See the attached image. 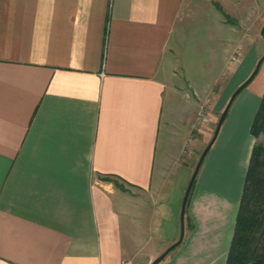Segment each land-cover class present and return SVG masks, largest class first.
I'll return each mask as SVG.
<instances>
[{
	"label": "crops",
	"instance_id": "0c3cea01",
	"mask_svg": "<svg viewBox=\"0 0 264 264\" xmlns=\"http://www.w3.org/2000/svg\"><path fill=\"white\" fill-rule=\"evenodd\" d=\"M188 2L0 0V264H124L137 235L155 256L179 240L195 168L168 111ZM210 3L264 23V0ZM263 94L236 96L159 264H227Z\"/></svg>",
	"mask_w": 264,
	"mask_h": 264
},
{
	"label": "rangeland",
	"instance_id": "374dc122",
	"mask_svg": "<svg viewBox=\"0 0 264 264\" xmlns=\"http://www.w3.org/2000/svg\"><path fill=\"white\" fill-rule=\"evenodd\" d=\"M263 26L252 22L227 24L210 0H189L174 28L177 38L172 52L177 69L168 124L190 133L185 150L194 168L227 106L224 101L248 79L264 55V50H257L258 44L264 46ZM239 31H246L249 38L241 40ZM244 64L247 74L241 78L238 75ZM254 84H264V61L249 85ZM256 144L264 146V132L257 136ZM139 236L124 264H151L158 256L154 255V246Z\"/></svg>",
	"mask_w": 264,
	"mask_h": 264
},
{
	"label": "trees",
	"instance_id": "16d2710c",
	"mask_svg": "<svg viewBox=\"0 0 264 264\" xmlns=\"http://www.w3.org/2000/svg\"><path fill=\"white\" fill-rule=\"evenodd\" d=\"M251 132L256 137L264 132V94ZM115 182L123 187L122 184ZM227 264H264V146L262 144H255L252 150Z\"/></svg>",
	"mask_w": 264,
	"mask_h": 264
},
{
	"label": "water",
	"instance_id": "95a60500",
	"mask_svg": "<svg viewBox=\"0 0 264 264\" xmlns=\"http://www.w3.org/2000/svg\"><path fill=\"white\" fill-rule=\"evenodd\" d=\"M262 34L264 35V26L262 28ZM264 61V55L262 56V58L258 61L257 63V66L255 68V70L253 71V73L248 77V79L246 81H244L236 90L235 92L232 94L227 106L225 107L220 119H219V122L217 124V127H216V130L214 132V135L212 137V139L210 140L209 144L207 145V147L205 148V150L203 151L195 169H194V172H193V175L191 177V180H190V183L187 187V190H186V194H185V197H184V201H183V204H182V209H181V222H182V230H181V235H180V238L178 241H176L174 244H172L171 246H169L163 253H161L159 256H157L152 262L151 264H159L161 261H163L165 259V257L172 251L174 250L184 239L185 237V214H186V208H187V202H188V199H189V195H190V192L192 190V187L196 181V178L198 176V173L200 171V168L202 166V163L207 155V153L209 152L210 148L212 147L213 143L215 142V140L217 139L218 137V134L220 132V129L224 123V121L226 120L227 118V115H228V112L230 110V107L233 103V101L235 100L236 96L245 88L247 87L251 82L252 80L254 79V77L256 76V74L258 73L262 63Z\"/></svg>",
	"mask_w": 264,
	"mask_h": 264
}]
</instances>
